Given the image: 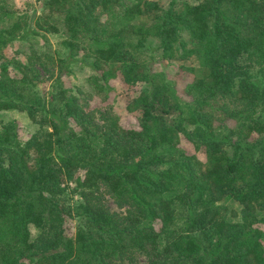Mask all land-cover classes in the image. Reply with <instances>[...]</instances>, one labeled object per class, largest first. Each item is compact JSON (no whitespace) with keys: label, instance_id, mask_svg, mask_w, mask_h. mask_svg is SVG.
Listing matches in <instances>:
<instances>
[{"label":"trees","instance_id":"trees-1","mask_svg":"<svg viewBox=\"0 0 264 264\" xmlns=\"http://www.w3.org/2000/svg\"><path fill=\"white\" fill-rule=\"evenodd\" d=\"M158 11L150 0H42L27 15L0 0V113L37 126L22 139L16 120L0 122V264H124L133 253L145 264H264V82L247 72L264 80V0L171 4L142 21ZM38 34L63 36L64 53L4 60L13 39ZM149 38L161 59L147 65ZM80 53L102 100L118 78L143 84L125 107L134 126L73 93ZM192 57L185 100L163 67Z\"/></svg>","mask_w":264,"mask_h":264},{"label":"rangeland","instance_id":"rangeland-1","mask_svg":"<svg viewBox=\"0 0 264 264\" xmlns=\"http://www.w3.org/2000/svg\"><path fill=\"white\" fill-rule=\"evenodd\" d=\"M10 4L17 10L20 14L31 15L35 12L37 15L41 10V2L42 0H8ZM157 3L160 11L148 13L142 19L145 24H151L153 22V16L155 14L161 15L164 11H166L171 4H174V7L178 8L183 3L189 4H197L202 0H150ZM101 22L106 20V17L102 15L100 17ZM33 29L32 24L29 26ZM64 39L61 35H51L46 34L44 37L40 34L33 36L30 38V35L17 37L12 40V42L4 49L3 58L6 61H19L22 63L26 62V57L30 55L32 52H37L38 54H46L53 55V53L63 54L64 51L60 45L61 41ZM82 54L80 53L76 59V61L71 66L73 71V78L70 79L71 86L73 87V93L83 102L84 100L90 99L89 107L91 109H100L102 113L110 112L120 116V123L122 126H134L135 119L133 116L126 112L125 107L127 103L137 96L143 84H137L135 86L125 85L120 78L113 80L110 82L112 87V91L108 96L107 100H102V95H94V89L92 84L90 83V78L92 76L91 70L81 61ZM140 60L144 61L147 65L152 64L161 59V51L159 49V41L156 38H149L146 42V46L142 49L141 53L138 56ZM241 64L248 66L247 57H243L241 59ZM181 66L191 67L194 69H198L197 61L192 57L187 60H175L170 61L166 66L163 67V71L166 73V77L170 83H175L176 89L183 97V99L188 100L183 93V88L186 83H188L191 79V75L189 73L181 70ZM9 74L11 76H17V72L11 67L8 68ZM258 68L256 66H250L247 69L248 75L252 76L254 80L259 82H264V80L257 73ZM52 79H43L36 87L41 90L49 89L50 84L52 83ZM221 103V101L219 102ZM227 103V102H226ZM107 104L110 105L108 108H103ZM99 113L95 114V117H99ZM14 119L20 126L19 133L22 139L27 138L31 133H33L37 126L32 124L26 117L24 113L19 112H4L0 113V122ZM181 147L187 153H193V149L191 145H189L184 140L181 141ZM99 197L104 205V207L110 212L118 215H124L126 212V207L120 208L116 205L114 200L110 197V195L104 190L100 189ZM67 202L69 204H76L80 201V198L76 193L69 194L67 196ZM225 205H228L229 208L239 209L236 203L234 202H225ZM67 227L70 231L74 229V223L70 222L67 224ZM31 237L34 238L37 235V231L32 227L30 228ZM124 264H145L146 259L137 254L133 253L125 258Z\"/></svg>","mask_w":264,"mask_h":264}]
</instances>
